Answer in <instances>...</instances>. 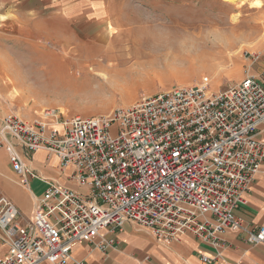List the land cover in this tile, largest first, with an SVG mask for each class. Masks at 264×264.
Returning <instances> with one entry per match:
<instances>
[{
    "label": "built area",
    "instance_id": "built-area-1",
    "mask_svg": "<svg viewBox=\"0 0 264 264\" xmlns=\"http://www.w3.org/2000/svg\"><path fill=\"white\" fill-rule=\"evenodd\" d=\"M249 60V74L224 91L211 90L205 77L107 115L66 117L47 110L33 121L16 114L1 119L0 148L22 185L38 175L20 149L46 150L62 170L73 168L72 179L88 193L47 181L26 225L18 222V208L0 196V229L9 246L0 264H87L74 250L129 222L151 229L160 242L192 234L219 247L220 236L236 229L248 243L264 244V227L245 228L236 216L264 164L258 138L264 127V51ZM111 244L103 241L99 248Z\"/></svg>",
    "mask_w": 264,
    "mask_h": 264
},
{
    "label": "rangeland",
    "instance_id": "rangeland-1",
    "mask_svg": "<svg viewBox=\"0 0 264 264\" xmlns=\"http://www.w3.org/2000/svg\"><path fill=\"white\" fill-rule=\"evenodd\" d=\"M254 1L205 0L187 15L148 14L145 21L135 22L140 28L127 29L115 38V31L112 38L109 34L99 37V46L86 45L85 38L64 46L22 37L14 52L17 68L0 76V91L9 98L4 101L9 114L24 118L29 113L35 116L56 110L66 117L107 115L142 96L173 86L197 85L205 77L215 92L233 87L249 74V57L264 51V7H255ZM137 31L140 34H133ZM221 31L239 38L229 50L212 45ZM171 32L177 35L169 38ZM154 35L166 36L158 43ZM100 43L123 45L126 51L101 52ZM252 69L258 72L259 64Z\"/></svg>",
    "mask_w": 264,
    "mask_h": 264
},
{
    "label": "crops",
    "instance_id": "crops-1",
    "mask_svg": "<svg viewBox=\"0 0 264 264\" xmlns=\"http://www.w3.org/2000/svg\"><path fill=\"white\" fill-rule=\"evenodd\" d=\"M204 2L0 0V76H5L6 70L17 68L14 52L18 51L22 37L52 41L64 46L81 43L85 38L88 40L86 45L99 46V37L109 34L112 38L115 31V38L124 35L127 29L140 28V23L135 22L145 21L148 14L168 12L187 15L194 13L196 4ZM77 37L81 40L74 41ZM135 43L140 45L139 40H135ZM120 46L116 47L113 43L103 45L101 51L125 52L126 48ZM8 100L0 91V120L11 113L4 102ZM40 116L29 113L24 115V119L33 121ZM258 138L264 141V127L259 130ZM20 152L25 164L38 175V178L30 179L27 186L22 185V177L12 169L9 154L0 148V196L7 197L18 208L20 224L26 225L33 218L47 190V181L56 182L83 195L88 193V189L72 179L73 168L62 170L56 156L46 150L34 154L21 149ZM236 216L242 220L245 228L264 227V164L246 195V204L239 207ZM3 238L4 233L0 229V259L5 257L9 249ZM103 241H112L105 251L99 248ZM73 256L87 264H264V244L248 243L246 234L236 229L227 230L220 236L219 247L203 242L192 234H186L178 241L160 242L151 229L129 222L121 231L103 230L93 243L76 248ZM203 256L208 257L210 262H204Z\"/></svg>",
    "mask_w": 264,
    "mask_h": 264
},
{
    "label": "bare ground",
    "instance_id": "bare-ground-1",
    "mask_svg": "<svg viewBox=\"0 0 264 264\" xmlns=\"http://www.w3.org/2000/svg\"><path fill=\"white\" fill-rule=\"evenodd\" d=\"M239 1H241V2H243L244 0H225V2H227V3H230V4H233V3H236V2H239ZM255 7H257V8H261L262 6H263V3H262V1H260V0H255L253 3H252ZM238 17H239V15H236L235 16V18H233V20H232V22H233V24L234 25H232L233 26V29H236V26H237V22H238ZM174 33V32H173ZM172 32H171V35H167L169 38H171V36H174V35H177V34H173ZM179 34V33H178ZM164 36H166V35H159V36H157V35H154L152 38H154V40H155V42H158L162 37H164ZM217 36L218 37H216L217 39H216V41H213L212 42V45H215L216 47H218V48H223L224 50H226V49H228L229 50V48H231V47H233L235 44H236V42L239 40V38H237V37H229L227 34H225V33H223V31H221L220 33H218L217 34ZM183 37V36H182ZM184 38V37H183ZM151 40V39H150ZM163 40V39H162ZM196 40V39H195ZM200 40V39H199ZM149 41V40H148ZM184 41V40H183ZM197 41V40H196ZM212 41V40H211ZM193 42H195V41H193ZM159 43V42H158ZM185 43H187V42H185ZM192 43V42H191ZM200 43H203V42H200ZM204 43H205V41H204ZM195 44H197V43H195ZM206 44H208V43H206ZM206 44H204L203 45V47H205V46H207ZM155 45V44H154ZM181 45V44H180ZM209 45H210V43H209ZM202 47V46H201ZM100 49V48H99ZM175 49H177V48H175ZM99 51V50H98ZM102 52V51H101ZM100 53V52H99ZM203 54H206L207 55V53H205V52H203ZM202 54V55H203ZM63 114H65L64 112H62Z\"/></svg>",
    "mask_w": 264,
    "mask_h": 264
}]
</instances>
